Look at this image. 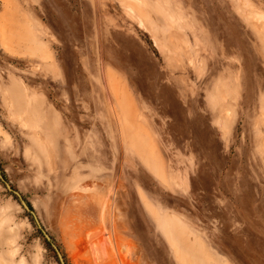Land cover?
Returning <instances> with one entry per match:
<instances>
[{
	"label": "rangeland",
	"instance_id": "rangeland-1",
	"mask_svg": "<svg viewBox=\"0 0 264 264\" xmlns=\"http://www.w3.org/2000/svg\"><path fill=\"white\" fill-rule=\"evenodd\" d=\"M0 173V264H264V0H0Z\"/></svg>",
	"mask_w": 264,
	"mask_h": 264
},
{
	"label": "water",
	"instance_id": "water-1",
	"mask_svg": "<svg viewBox=\"0 0 264 264\" xmlns=\"http://www.w3.org/2000/svg\"><path fill=\"white\" fill-rule=\"evenodd\" d=\"M5 186H6V188H7L9 191H12L11 188H10V186H9L8 184H5ZM12 192H13V191H12ZM13 193H14V194L17 196V198L20 200L22 207H23L26 211L30 212V211H29V208H28V206H27V204L22 200L21 196H20L18 193H16V192H13ZM30 213L33 214L32 212H30ZM34 218H35V217H34ZM34 220H35V223H36L37 227H39V229L41 230V232H42L44 238L46 239V241H47V242H50V238H49V236H48V235H47V234L41 229V226H40L38 220H37L36 218H35ZM51 248H52L53 251L55 252V254H56V256H57V259H58V261H59V264H65V263H64V260H63V258H62V256H61V254L59 253V251H58V249L56 248V246L51 245Z\"/></svg>",
	"mask_w": 264,
	"mask_h": 264
},
{
	"label": "trees",
	"instance_id": "trees-1",
	"mask_svg": "<svg viewBox=\"0 0 264 264\" xmlns=\"http://www.w3.org/2000/svg\"><path fill=\"white\" fill-rule=\"evenodd\" d=\"M0 175L4 178V176H3V174L2 173H0Z\"/></svg>",
	"mask_w": 264,
	"mask_h": 264
}]
</instances>
